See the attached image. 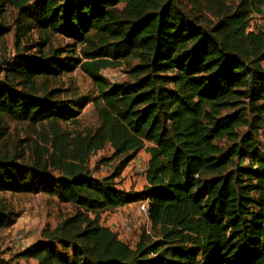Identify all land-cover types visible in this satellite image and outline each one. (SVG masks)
Wrapping results in <instances>:
<instances>
[{
  "label": "trees",
  "instance_id": "obj_1",
  "mask_svg": "<svg viewBox=\"0 0 264 264\" xmlns=\"http://www.w3.org/2000/svg\"><path fill=\"white\" fill-rule=\"evenodd\" d=\"M10 2L22 21L17 37L34 30L46 37L39 57L19 53L5 68L0 144L4 118L52 125L76 118L73 106L53 101L58 92L51 102L32 95L38 80L77 67L60 62L57 50L44 54L49 36L84 45L81 69L96 88L92 103L100 124L68 141L54 128L50 152L38 149L32 166L0 145V193H45L76 209L17 258L37 264H264V155L251 134L236 144L242 112L222 117L248 99L256 105L254 128L264 126V31L250 30L264 0H242L236 8L221 0ZM204 5L219 9L214 24L204 21ZM8 32L0 22V44ZM130 58L138 61L134 83L112 85L100 75ZM223 140L234 144L225 154L217 144ZM108 147L118 166L96 179L89 159ZM142 151L150 156L147 185L141 192L118 189L116 179ZM236 158L248 165L234 167ZM139 202H148L153 235L143 233L133 247L100 218ZM11 214L0 210V230L16 223Z\"/></svg>",
  "mask_w": 264,
  "mask_h": 264
},
{
  "label": "rangeland",
  "instance_id": "obj_2",
  "mask_svg": "<svg viewBox=\"0 0 264 264\" xmlns=\"http://www.w3.org/2000/svg\"><path fill=\"white\" fill-rule=\"evenodd\" d=\"M228 6L236 8L241 4L242 0H221ZM3 4L4 13L0 22L7 28L9 32L3 37L0 44V82H5V68L12 64L16 56L21 55L29 58L39 57L40 44L45 39V35L37 31L26 33L24 37H17V28L22 23L19 19V12L11 4L10 0H0ZM124 9L123 5H119L116 10L121 13ZM217 6L204 5L202 7L203 19L209 24L216 22L215 14H218ZM261 29L264 31V7L260 14H254L250 23V30ZM58 51L61 56L58 58L60 62L76 64L72 71L62 74L54 79H41L32 95L42 100L45 98L48 102L49 97L55 91L58 92L59 97L56 100L59 103L71 108L76 112L74 122H58L57 124H32L28 122H15L7 118L3 119V125L7 127L3 142V153H7L12 157L17 158V162H22L31 166L36 161L38 149L43 152L51 150L53 141V129L58 128L65 140L68 141L78 134L86 135L94 133L99 128L100 124L97 118V113L92 103V100L97 96L96 88L92 79L81 69V65L86 62L83 51L84 45L76 43L70 38L63 36H49L48 45L43 49L45 55L54 56V51ZM138 65L135 59H128L121 63L117 68H109L101 72L104 80L112 85H123L127 83H134L135 76L132 73L133 69ZM264 71V63L262 64ZM16 86L18 91H23L21 85ZM31 94L30 89L25 90ZM79 99L86 100L81 107L74 108V102ZM51 102V101H50ZM259 103L258 105H260ZM256 105L251 103L248 99H242L240 105L231 110H226L222 117L232 115L235 112H242L245 117V124L236 130L239 144L243 137L251 134L256 142V146L261 154L264 155V126L260 129L254 128V112L253 107ZM37 144L38 147L35 145ZM223 153H227L234 144L227 140L217 143ZM112 158V150L110 147L94 154L89 159L88 170L91 176L98 179L104 178L114 173L118 166L117 161H110ZM150 156L145 152H140L135 159L126 167L121 176L116 179L117 188L120 190H129L133 192H141L146 186L144 175L136 173V167L148 165ZM108 161V162H106ZM234 167L248 165V159L238 160L234 159ZM108 166L110 173L106 174L102 171V167ZM51 176L59 177L57 171L50 169ZM0 210L7 214L16 215V223L10 227L0 230V263L1 264H37L34 260L18 259L19 253L23 249L30 248L33 244L43 241L44 233L46 231H54L63 221L72 217L76 213L73 205L61 202L57 197L39 193V194H15L10 192L0 193ZM120 211L116 210L112 213L101 214L100 223L107 225V223L116 216ZM114 215V216H113ZM127 219H132L131 215H127ZM138 227L132 229L133 237L125 241L130 246H135L140 240L143 233L153 235L150 220L147 222L143 217L139 216L136 219ZM125 220L120 222L117 230L113 231L118 236V230L122 231V225ZM118 226V225H117ZM116 226V227H117ZM133 226V225H132ZM128 234V233H126ZM154 240V238H152Z\"/></svg>",
  "mask_w": 264,
  "mask_h": 264
},
{
  "label": "built area",
  "instance_id": "obj_3",
  "mask_svg": "<svg viewBox=\"0 0 264 264\" xmlns=\"http://www.w3.org/2000/svg\"><path fill=\"white\" fill-rule=\"evenodd\" d=\"M102 171H104L106 174L110 173V168L108 166L102 167ZM146 172H147V165H142V166H138L136 167V173L139 175H144L146 176ZM137 208H138V213L141 217H143L145 220H147V222H149V207H148V202H139L137 204ZM133 221L130 219H127L124 223V225H122V231L118 230V238L122 241H124L126 239V237L130 234V232L133 229ZM128 233V234H126ZM1 264V263H0Z\"/></svg>",
  "mask_w": 264,
  "mask_h": 264
},
{
  "label": "crops",
  "instance_id": "obj_4",
  "mask_svg": "<svg viewBox=\"0 0 264 264\" xmlns=\"http://www.w3.org/2000/svg\"><path fill=\"white\" fill-rule=\"evenodd\" d=\"M145 183H146V178H145ZM146 185H147V183H146ZM125 191H129V190L126 189ZM137 204L138 203H135V204H132V205H129V206H126V207H123V208L118 209V211H120V214L118 213V215H120V216H118L117 219H116V216L113 217L107 223V225H103V226L110 228L112 231H115L119 227L120 222L122 224V222L124 220L126 221L127 220V215L130 214L131 217H132L131 220L133 221V227H134V229H136V227H138V224H135L134 225V223H137L136 219H137V217L140 216L139 213H138V211H137L138 210ZM132 237H133V235H132V233H130L123 242L130 240ZM23 250H25V249H23Z\"/></svg>",
  "mask_w": 264,
  "mask_h": 264
}]
</instances>
